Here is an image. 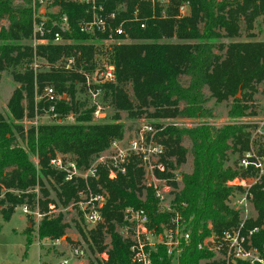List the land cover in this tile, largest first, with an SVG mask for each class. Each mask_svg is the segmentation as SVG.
Instances as JSON below:
<instances>
[{
    "label": "trees",
    "instance_id": "obj_1",
    "mask_svg": "<svg viewBox=\"0 0 264 264\" xmlns=\"http://www.w3.org/2000/svg\"><path fill=\"white\" fill-rule=\"evenodd\" d=\"M24 1L25 5H15L14 0H0V22L5 18L9 20L8 27L0 25V72L12 68L15 80L20 84L8 103L10 115L17 121L26 116V111L28 116L34 115L37 83L41 88L50 84L61 95L55 107L60 118L71 112L79 113V116L72 124L57 122L27 130L15 126L18 137L37 155L39 164L36 166L28 151L18 143L12 126L0 115V213L5 221L12 218L16 206L35 197L27 191L37 185L45 197L40 199V208L48 210L53 201L47 198L44 178L54 180L58 186L57 197L64 207L71 204L79 190L85 188V181L65 182L63 174L50 166L51 158L57 153L71 154L80 167H89L114 140L123 138L125 125L120 122L121 111L128 112L132 118L144 114L158 118H210L212 110L205 106L210 98L223 102L233 97L228 112L231 119L251 114L249 104L258 85L264 81V41L225 43L222 39L239 37L242 21L253 36L256 20L262 18L264 23V0H172L165 17L159 5L155 7L156 16L152 17L151 4L143 3L141 16L148 18L146 27L141 28L140 22L125 24L130 37L141 41L114 43L106 48L116 69V82L106 85V96L116 110L115 121L111 123H92L93 109H84V103L77 98L78 87L80 92L85 90V77L79 70L93 71L96 53L100 51L98 41L79 27L81 20L89 18L87 6L62 0L60 12L69 16L72 28L66 36L73 42L39 45L34 49L21 44L32 35L33 0ZM136 2L110 0L108 10L125 4L127 10L120 12V22L132 17ZM184 3L189 5L186 15L180 11ZM99 36L105 38V35ZM174 37L184 42L164 41ZM35 55L52 66L49 71L35 73L31 66ZM71 56L76 58L75 69H65L64 63L56 66L57 62ZM18 67H25V70L19 71ZM182 76L188 77L187 85L182 83ZM128 85L132 95L126 89ZM205 88L210 91L209 97L205 95ZM42 104L50 107L47 102ZM156 125L160 126L159 123ZM185 136L192 142L193 170L183 175V188L175 193L174 201L187 221L191 239L177 264H199L200 260L213 256L209 251L199 249V243L213 231L221 233L238 221L237 212L227 205L234 191L228 182L244 173L225 166V163L230 153L242 155L248 150L251 137L245 126L232 123L221 127L207 123L192 128L165 127L159 133V139L166 147L164 160L173 170L178 166L170 158H175L177 165L186 160L189 150L181 145ZM138 164L139 160H134L128 174L116 179H110L107 169L101 167L99 180L91 181L95 191L101 192L97 190L99 183L108 194L102 208L104 221L87 232L78 228L82 237L91 243L93 252H103L107 247L104 245L106 234L110 236L105 264H133L131 242L117 230L126 224V208L145 209L150 215V226L157 230L171 217L170 213L159 210L154 190L144 184L145 173ZM171 184L177 186L176 182L171 181ZM253 192L258 216L249 222L251 228L264 226V190L256 186ZM68 228L63 214L48 215L41 220L37 233L40 240H55L65 236ZM252 242L264 256V227L252 236ZM27 243H31L29 238ZM153 264H173L165 246L159 245L158 252L153 253Z\"/></svg>",
    "mask_w": 264,
    "mask_h": 264
},
{
    "label": "built area",
    "instance_id": "obj_2",
    "mask_svg": "<svg viewBox=\"0 0 264 264\" xmlns=\"http://www.w3.org/2000/svg\"><path fill=\"white\" fill-rule=\"evenodd\" d=\"M62 0H33L32 4V40L36 45H64L73 42L66 35L72 31L70 19L67 14H61L60 2ZM87 6L88 19L79 22L80 30L99 42L127 43L132 40L125 27L128 22H140L141 28L146 27L147 17H142V4L149 3L153 9L152 17L156 16L155 7L163 8L162 16H166L167 6L172 0H136L132 17L125 18L118 22L121 11H126L125 4H120L112 10H108L110 0H66ZM189 8L187 3L180 7L183 14L184 9ZM186 15V14H185ZM99 35H105L100 38ZM65 69L73 70L76 67V58L71 56L64 63ZM98 65V62H97ZM85 77V90L91 97L93 103V119L101 120L106 117L105 111L99 100L103 84L116 82L115 64L109 56L99 63L93 71L79 70ZM50 104L48 112L56 118V122L69 123L76 121L74 113H69L65 118H60L55 112L58 100L61 98L52 85H47L41 95ZM138 137L133 140H126L124 137L114 140L105 152L98 155L97 163L93 161L89 167H80L76 158L71 154L57 153L50 160V166L63 174L65 182L77 183L85 181V188L79 190L77 203L82 208L85 221L90 225H98L104 221L102 208L107 200V192L95 191L90 183L91 180H98L100 168L107 169L110 179H116L119 175H127L130 165L134 160H139L138 167L145 169L151 174H145L144 184L152 187L156 199L159 201V210L171 214L169 226L160 224V230L151 227L149 213L143 208L128 207L124 210L126 224L123 232L131 242V259L133 264H153V253L158 252L159 245L166 248L167 255L178 261L185 246L190 242L191 231L188 229L187 221L174 201L170 191L174 186L170 183L172 175L175 174L176 181H181V174L173 170L164 158L166 157L165 145L160 141L158 132L152 125H144L138 131ZM239 169L242 175L235 177L228 182L234 188L233 193L227 200V205L237 212L238 221L235 225L224 229L221 233L212 232L198 245L201 250H207L213 254L211 258L200 260V264H264V256L252 242V236L264 226L249 227L253 220L251 215L254 207V192L256 186L264 190V153H258L253 149L246 150L239 159ZM166 175V176H164ZM32 190V189H30ZM29 191V190H28ZM27 191V193H28ZM18 193V192H17ZM145 195L142 197L144 199ZM29 201L21 204L22 211L26 215H34L37 219L44 218L56 212V205L50 202L47 211H42L37 199L38 210L32 212L28 206ZM176 205V206H175ZM164 207L165 209L161 208ZM185 206V205H182ZM257 214V212H256ZM210 228L212 225L209 224ZM161 227H163L161 229ZM60 239L51 240L53 244H59ZM72 249V248H71ZM72 253V254H71ZM70 256L62 261V264H71L72 260L84 255V250L75 247ZM105 260L108 254L105 253Z\"/></svg>",
    "mask_w": 264,
    "mask_h": 264
},
{
    "label": "rangeland",
    "instance_id": "obj_3",
    "mask_svg": "<svg viewBox=\"0 0 264 264\" xmlns=\"http://www.w3.org/2000/svg\"><path fill=\"white\" fill-rule=\"evenodd\" d=\"M15 5H25L24 0H14ZM189 13V8L187 7L183 11V15ZM0 25H4L8 27L9 20L7 18L3 19L0 22ZM24 39L21 41V44L23 45H30L34 49L39 46L36 45L34 47V42L31 38ZM138 41V40H137ZM136 40H130L127 43L137 42ZM139 40L138 42H140ZM167 42H184L177 38H171L164 40ZM223 42L229 43L232 41H264V23L262 22V18H258L255 23V29L253 30V36L249 35V32L246 30L245 22H241V34L239 37L235 38H223ZM1 43V41H0ZM109 42L98 43V51L95 56V66H99V63L103 60H105L106 56H109L106 52V48L110 46ZM102 51V52H101ZM67 59L64 61L61 60L60 62L56 63V66L59 64L65 63ZM98 62V65H97ZM33 67L35 73H41L49 71L52 67L44 58H41L39 56H34L33 62L31 64ZM17 70L24 71L25 67H18ZM181 81L184 85L188 84V77L182 76ZM50 85L46 84L45 86ZM107 85V84H106ZM106 85L103 84L102 91L100 95L97 97L96 100H99L101 103L103 110L105 111L106 117L101 120H95L93 119V114L91 118L92 123H111L115 121L114 115L116 113L115 108L113 107L111 100L109 97L106 96L107 90ZM20 84L15 80L13 69L9 68L2 72H0V115H2L12 126V130L15 134L18 133L15 130V126H22L25 128V130L29 129L30 127L34 126L37 127L42 124H54L56 122V118L50 115L48 112L47 106H42L40 103L46 102L45 99L41 97L43 93L44 87H40L37 83H35L34 87V102H35V112L33 116H28L26 111V116L22 120H14L12 115H10V112L8 110V103L16 90L17 87H19ZM127 91L132 95V88L130 85L126 87ZM81 90L78 87L77 92V98L80 100V102L84 103V109H90L92 108L94 111V106L91 101V97L87 94L86 90L80 92ZM206 97L210 96V91L208 88H205L204 90ZM241 96V92L238 93V97ZM233 97H231L229 100H225L223 102H216V100L209 99L205 106L212 110L213 116L210 118H195V119H188V118H158V117H152L148 114H144L137 118H132L129 116L128 112L121 111V119L120 122H122L125 125L124 129V138L126 140H133L134 138H137L138 131L141 130V128L144 125H152L154 129L156 130V133L161 132V130L168 126H175L179 128H192L200 124H210L216 127H221L223 125L227 124H237V125H243L246 128V131L250 134V147L249 149H253L257 151L258 153H264V81L258 85L257 92L253 95V99L250 102L249 105H251L250 112L251 114L237 118V119H231L228 116V112L230 109V106L233 102ZM152 112V110H151ZM77 122L78 114H74ZM65 124H69V122L65 119ZM156 123H159L160 126H157ZM72 124V123H70ZM18 143L23 146L29 154L30 160L38 166L39 161L38 157L35 153H33L19 137H18ZM183 147L187 148L189 151L186 154V160L185 162L181 163L180 165H177L175 158H170V160L173 161L174 165L178 166L177 170L181 174V178L183 180L184 174H190L193 170V156L191 154V145L192 142L189 139L188 136H185L182 140ZM166 148V147H165ZM98 157V156H97ZM97 157L94 159V161L99 164V160ZM241 155L238 152H232L229 154V158L225 163V166L232 167L234 169H239V159ZM101 165V164H99ZM144 173L151 174L150 171L143 170ZM172 179L171 181L176 182L177 186L172 188L170 191L171 198L174 197L175 200V193H177L180 189L183 188V182L176 181V175L171 174ZM44 188L48 192V197L53 201V203L56 205V212L53 214H50L49 216H57L59 214H63L64 221L69 224V228L66 230V235L63 236L61 239V242L59 244H63V246L59 244H53L52 239L46 238L42 239L41 242L38 237V227L40 225V222L43 218L37 219L34 215H26L22 211L21 205H18L14 209V213L12 215V218L9 221H5L2 217V214L0 213V264H39V255L41 252V248L43 249L44 256H49L50 260L46 261L47 264H62L60 262L61 258L63 256H70L71 251L75 247H80L84 250L83 256H78V259L72 260L71 264H90L93 262L94 264H105V253L108 252L110 249L111 244V238L108 234H106L104 245H107L105 250L103 252H98L97 250L93 252L90 248V244L82 237L79 231V227L83 228L85 232H87L90 229L95 228L97 225L93 226L90 224H87L84 220V213L82 211V208L77 203V198L69 205L63 206L60 202L59 198L57 197V189L58 186L55 184L54 180L51 178H44ZM99 180V179H98ZM92 181V180H91ZM90 181V183H91ZM97 181V180H96ZM171 183V182H170ZM97 190H104L102 186L98 183L97 184ZM28 193L35 194V197L32 198V200L28 203V206L32 212L38 210V204L37 199H44L43 192L41 190L40 185H37L32 190L29 189ZM143 199V198H142ZM25 201H28L27 199ZM176 206V205H175ZM255 207V206H254ZM162 209H165L161 206ZM44 211V210H42ZM256 208L255 211L252 210L251 215L253 216V220H256L258 214H256ZM170 221V219H169ZM169 221L167 223H161L164 224L166 227L169 226ZM163 227H161L162 229ZM125 228L117 227V230L122 234V236L125 237V233L123 232ZM27 238L30 239L31 243H27ZM69 238L70 240H67ZM67 242L66 244L63 242ZM73 242L75 245H73ZM68 243L69 246H71L72 249H68ZM95 247V246H94ZM72 254V253H71ZM173 264H177L178 261L173 260ZM200 264V263H199Z\"/></svg>",
    "mask_w": 264,
    "mask_h": 264
},
{
    "label": "crops",
    "instance_id": "obj_4",
    "mask_svg": "<svg viewBox=\"0 0 264 264\" xmlns=\"http://www.w3.org/2000/svg\"><path fill=\"white\" fill-rule=\"evenodd\" d=\"M1 226H2V224H1ZM0 226V227H1ZM28 239V238H27ZM40 240V239H39ZM40 242H41V240H40ZM63 243H67V242H63ZM60 246L62 245L63 246V244L61 243V244H59ZM68 249H71V246H69V243H68ZM67 257H69V255L68 256H63L62 258H61V260H60V262L62 263V261L64 260V259H66ZM39 264H47L46 263V261H48V260H50V257L49 256H44V253H43V249L41 248V252H40V255H39Z\"/></svg>",
    "mask_w": 264,
    "mask_h": 264
}]
</instances>
